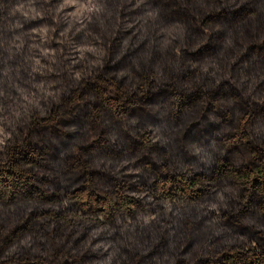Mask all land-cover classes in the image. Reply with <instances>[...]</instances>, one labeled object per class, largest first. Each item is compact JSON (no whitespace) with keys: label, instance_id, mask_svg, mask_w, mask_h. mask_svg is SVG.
Wrapping results in <instances>:
<instances>
[{"label":"trees","instance_id":"obj_1","mask_svg":"<svg viewBox=\"0 0 264 264\" xmlns=\"http://www.w3.org/2000/svg\"><path fill=\"white\" fill-rule=\"evenodd\" d=\"M0 264H264V0H0Z\"/></svg>","mask_w":264,"mask_h":264}]
</instances>
